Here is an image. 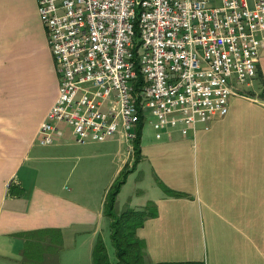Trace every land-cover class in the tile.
<instances>
[{
	"label": "crops",
	"instance_id": "1",
	"mask_svg": "<svg viewBox=\"0 0 264 264\" xmlns=\"http://www.w3.org/2000/svg\"><path fill=\"white\" fill-rule=\"evenodd\" d=\"M58 90L38 0H0V264H32L24 249L34 238L22 233L45 229L60 233L61 247L54 258L44 252L42 264H93L110 222L107 191L127 168L116 202L138 177L129 208L156 205L137 230L148 261L264 264V45L253 83L236 88L227 114L197 122L189 135L176 126L158 138L150 110L141 108L151 128L143 127L136 164L124 128L79 142L60 123L58 138L40 143ZM159 181L187 195L169 194Z\"/></svg>",
	"mask_w": 264,
	"mask_h": 264
},
{
	"label": "built area",
	"instance_id": "2",
	"mask_svg": "<svg viewBox=\"0 0 264 264\" xmlns=\"http://www.w3.org/2000/svg\"><path fill=\"white\" fill-rule=\"evenodd\" d=\"M59 74L58 95L38 129L54 142L60 123L79 142L121 128L133 141L141 108L158 138L228 113L253 83L264 45V0H38Z\"/></svg>",
	"mask_w": 264,
	"mask_h": 264
},
{
	"label": "trees",
	"instance_id": "3",
	"mask_svg": "<svg viewBox=\"0 0 264 264\" xmlns=\"http://www.w3.org/2000/svg\"><path fill=\"white\" fill-rule=\"evenodd\" d=\"M143 127L144 116L140 115V119L136 128V137L133 140L135 164L141 158V136ZM129 172L130 170L127 168L119 174V176L108 189L105 200L104 211L110 219V236L115 247V254L117 257L116 262H112L107 246L103 240V237L100 235L97 238L93 249V264H205L204 261L150 262L146 259V242L138 235L137 230L143 225L147 218L157 214L156 205L154 202L149 201L144 209L127 208L121 212H117L115 210L117 195L120 192L122 185L125 183ZM159 184L169 194H173L175 196L187 195L184 192L170 189L161 181H159ZM22 235L24 237L33 236L35 239L27 240L24 249L25 257L33 264H37L36 256H39V252L43 247L42 243L44 239L41 237L44 238L45 236H50L48 242H51V244L47 250L55 249L51 248V246H53V242H56L54 246H61L60 233L55 229L30 231L22 233ZM28 244L30 245L31 249L26 248ZM55 250L58 251L57 249ZM29 252H31V254ZM40 259H43L42 256Z\"/></svg>",
	"mask_w": 264,
	"mask_h": 264
},
{
	"label": "rangeland",
	"instance_id": "4",
	"mask_svg": "<svg viewBox=\"0 0 264 264\" xmlns=\"http://www.w3.org/2000/svg\"><path fill=\"white\" fill-rule=\"evenodd\" d=\"M217 1H218V0H217ZM150 128H151V127H150L149 122L146 121L145 126H144V130H148V129H150ZM137 181H138V177H137V178H133V179L131 180V182L128 183L127 186L124 188L123 193H122V195H121L119 201H117L116 204H115V210H116L117 212H121V211H123L124 209L129 208V204H130V203L128 202V200L131 199V196L129 197V195H130V194H136L137 191H134V188H135V186H136V184H137ZM137 186H138V184H137ZM126 206H127V207H126ZM109 221H110V220H109ZM110 233H111V230H110V222H109V223L105 226V228H104L103 240H104V242H105V244H106V246H107V249H108V252H109V255H110V258H111L112 262H116L117 257H116V254H115V247H114V245H113V243H112ZM46 241H47V240H46ZM46 241H43V243H42V244H43V247L41 248V250H40V252H39V256H38V255L36 256V258H37V262H36V263H37V264L41 263V261H42V259H40L41 256H42V258H44V257H43V255H44L43 253H44V252L48 251V252H50V253H53L51 256L54 258V257H55V256H54V252H56L55 249L59 250L60 247H61V246H59V245H55V246H54V244H55L56 242H53V246H51V248H55V249H54V250H47V248L49 247V245L51 244V242H46ZM26 248H30V245L28 244ZM32 248H33V247H32ZM30 249H31V248H30ZM29 253L31 254V252H29ZM51 256H50V257H51ZM32 264H33V263H32Z\"/></svg>",
	"mask_w": 264,
	"mask_h": 264
}]
</instances>
